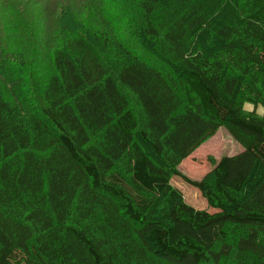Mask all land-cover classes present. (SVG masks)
<instances>
[{
	"label": "trees",
	"instance_id": "1",
	"mask_svg": "<svg viewBox=\"0 0 264 264\" xmlns=\"http://www.w3.org/2000/svg\"><path fill=\"white\" fill-rule=\"evenodd\" d=\"M0 88V264H264V0H0Z\"/></svg>",
	"mask_w": 264,
	"mask_h": 264
},
{
	"label": "rangeland",
	"instance_id": "2",
	"mask_svg": "<svg viewBox=\"0 0 264 264\" xmlns=\"http://www.w3.org/2000/svg\"><path fill=\"white\" fill-rule=\"evenodd\" d=\"M102 20L100 15L97 22H102ZM254 108L255 105L251 102L245 104V109L247 110H254ZM256 109L259 114H264V107L261 104ZM241 150V145L233 139L228 129L224 126L184 160L179 169L188 178L200 180L212 171L216 162L223 155L235 154ZM173 183L183 191L185 199L196 208L207 209L212 212L216 211L215 208L208 204L201 191L188 183L183 176H176L173 179Z\"/></svg>",
	"mask_w": 264,
	"mask_h": 264
}]
</instances>
